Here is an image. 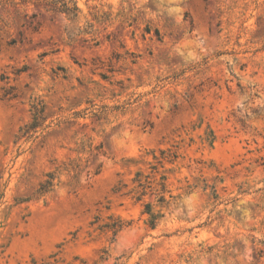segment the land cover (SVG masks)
Returning <instances> with one entry per match:
<instances>
[{"label":"rangeland","instance_id":"rangeland-1","mask_svg":"<svg viewBox=\"0 0 264 264\" xmlns=\"http://www.w3.org/2000/svg\"><path fill=\"white\" fill-rule=\"evenodd\" d=\"M17 1L0 264H264V0Z\"/></svg>","mask_w":264,"mask_h":264},{"label":"trees","instance_id":"trees-1","mask_svg":"<svg viewBox=\"0 0 264 264\" xmlns=\"http://www.w3.org/2000/svg\"><path fill=\"white\" fill-rule=\"evenodd\" d=\"M4 1V3H12L14 5H18L20 2L17 0H0ZM21 2L28 4L30 2L34 3L37 7L39 8H46L47 10H53L56 12H59L61 14H66L67 16L71 18H76L79 16L80 13V8L77 4V1L75 0H20ZM36 117L35 119L31 122L26 124L22 130L23 131V136H28L32 137L33 133L31 131H35L37 126H39L40 119H42L41 113L42 109L36 106ZM67 166L65 165L64 168ZM54 173L49 174V178L46 179L44 183H42L41 187L38 190V193H44L50 190V188L53 186V180H54ZM164 191V188H162ZM163 198V197H161Z\"/></svg>","mask_w":264,"mask_h":264}]
</instances>
